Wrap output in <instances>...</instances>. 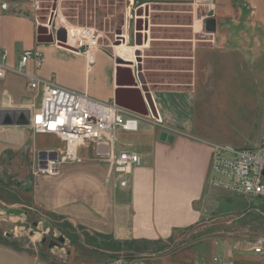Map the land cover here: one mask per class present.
I'll return each instance as SVG.
<instances>
[{
    "label": "crops",
    "instance_id": "obj_1",
    "mask_svg": "<svg viewBox=\"0 0 264 264\" xmlns=\"http://www.w3.org/2000/svg\"><path fill=\"white\" fill-rule=\"evenodd\" d=\"M38 1L41 6V1ZM28 3L32 6L30 0H10L11 10L0 11V49L8 51V64L11 68L16 69L19 66L25 51L37 48L44 53L45 62L40 70H35L33 63H30L27 67L29 73H35L44 80H53L69 90L87 93L105 103L115 102L117 95L123 93L122 90L134 89L133 92L123 93V102L142 111L149 109L145 94L150 93L157 112V118L154 119L152 115L141 114L145 118L139 121L136 131L119 129L114 149L106 144H88L81 148L83 163L62 165L55 176L39 175L34 192L35 205L54 215L65 217L74 225L87 228L91 233L106 236L118 244L129 241H169L176 231L197 226L203 217L201 204L209 201L207 178L212 145L217 143L205 135V132L195 128L192 105L191 114H188V101L191 97L193 102L197 92L198 62L205 53L212 55L215 61L209 67L210 73L205 78L209 82H216L214 73H218L220 69L219 58L226 51L232 50L231 42L235 40L231 28L242 25H246L253 35L254 45H249L248 48L250 54L259 53L263 57L264 0H127L128 21L132 18V10L150 11L148 15L152 18L155 8H177L183 15L188 14L190 19L187 27L181 24L177 27L191 30L194 37L199 34L210 35L208 46H196L195 43V47L191 49L193 89L189 92L164 88L152 90L150 87L154 84L149 82L147 73L171 71L162 69L166 67L164 63L158 65V70H148L143 60L134 66L118 65L117 59L122 58L118 55L121 46L116 47L115 51L104 46L96 49L94 63L89 68L84 54L65 49L57 43L39 44V16ZM209 21L211 31L207 29ZM129 25L130 22L128 27ZM154 29L155 27L153 32ZM154 41H145L144 48ZM187 42L194 45L192 39ZM129 48L132 54L136 47ZM164 58L172 60V57ZM140 59L143 58L140 56ZM182 59L185 58L176 60ZM177 72L182 74L183 69ZM180 78L182 77L177 81L179 83ZM17 81L26 85L32 98L27 99L21 93L17 94ZM135 82L138 83V88L128 86ZM28 85L29 80L26 77L14 72H9L0 83V156L7 149H29L38 155L39 163L40 153L57 150L37 151L31 142L37 134L29 126L1 124L5 114L14 115L19 111L28 113L31 119L41 99L40 94L33 93ZM163 134L173 136V142L168 143L167 136L163 140ZM124 149L138 154L142 163L128 176L127 185L121 187L109 164L102 158L113 150L116 152ZM222 249L219 243L211 247L200 246L195 257L209 260L214 256H221L246 263L254 260L251 252L238 256L231 249L222 254ZM208 250L215 254L208 253ZM91 254L96 256L94 262L81 264H104L108 261V251H94ZM88 258L91 260V255ZM156 260L154 257L131 264H171L168 261L155 263ZM0 264L46 263L0 242Z\"/></svg>",
    "mask_w": 264,
    "mask_h": 264
},
{
    "label": "rangeland",
    "instance_id": "obj_2",
    "mask_svg": "<svg viewBox=\"0 0 264 264\" xmlns=\"http://www.w3.org/2000/svg\"><path fill=\"white\" fill-rule=\"evenodd\" d=\"M40 1L41 9L36 11L39 26L49 24L53 6L57 3L50 33L56 34L58 27L59 30L63 29V24L93 28L101 35V46L114 51L116 47L127 44L128 47H136L130 56L134 65L143 60L148 70H158L160 63L165 64L166 67L162 69L171 72L147 73L149 82L154 84L150 87L152 90L164 88L189 92L193 89L191 49L195 43L196 46H208L210 35L199 34L194 37L191 30L185 29L190 23L188 14L183 15L177 8H155L153 17L149 16V19L144 14L143 17H137V11L132 10V18L128 21L127 0ZM136 19L147 21V25L143 26L141 42L145 45L149 39L155 40L154 43L149 42L147 48L136 43ZM180 24L185 27H177ZM231 30L235 40L231 42L232 50L219 58L220 69L214 73L216 82H209L205 78L215 59L208 53L201 60L198 58L197 92L194 101L191 97L188 101V114H191L192 105L195 128L205 132L217 143L240 147L261 145L264 144V56L250 54L248 48L254 45L253 35L246 25ZM191 39L194 45L187 42ZM136 54L143 59H139ZM164 57H172V60ZM174 57L185 59L177 61ZM181 69L182 74L177 72ZM179 77H182L180 83L177 82ZM17 82V94L32 98L26 85ZM150 112L154 117L151 109ZM31 142L37 151L58 150L64 146L53 135L37 134ZM37 160L38 155L29 149H7L0 156V242L46 264L92 263L96 256L91 253L100 250L109 252L108 261L104 264H131L154 257L157 258L155 263L168 261L171 264H191L200 246L211 247L219 243L223 247L220 250L222 254L231 249L238 256H244L250 252L254 239L264 235V197H235L208 186L206 191L209 201L201 204L203 217L193 229L176 231L169 241L156 245L141 242L118 244L35 205L37 178L42 175L37 174ZM212 249L215 251V247ZM214 251L208 250V253L215 254Z\"/></svg>",
    "mask_w": 264,
    "mask_h": 264
},
{
    "label": "built area",
    "instance_id": "obj_3",
    "mask_svg": "<svg viewBox=\"0 0 264 264\" xmlns=\"http://www.w3.org/2000/svg\"><path fill=\"white\" fill-rule=\"evenodd\" d=\"M30 1L36 11L41 9L38 0ZM10 10V0H0V11ZM44 26L50 28L49 24ZM61 26L66 31L65 45L84 54L90 68L94 63V51L101 47V35L93 28H77L71 24ZM44 62V53L35 48L25 51L19 66L14 69L8 64V51L0 49V83L9 72H14L26 77L29 89L40 94L41 102L31 115L29 127L34 134L53 135L64 144L56 151L57 160H47L46 169H40L38 163L37 174L55 176L62 165L83 163L81 148L88 144H106L114 149L118 141L117 131H136L139 121L145 118L115 102L98 101L87 93L69 90L27 71L30 63L35 70H40ZM102 160L109 164L121 187L127 185L128 176L142 163L138 154L125 149L113 150ZM207 184L209 188L230 196L263 198L264 144L250 147L213 144ZM250 252L254 260L247 263L214 256L209 260L198 257L192 264H264V235L254 239Z\"/></svg>",
    "mask_w": 264,
    "mask_h": 264
},
{
    "label": "water",
    "instance_id": "obj_4",
    "mask_svg": "<svg viewBox=\"0 0 264 264\" xmlns=\"http://www.w3.org/2000/svg\"><path fill=\"white\" fill-rule=\"evenodd\" d=\"M55 2H58V0H55ZM56 9H57V3H55L53 6V12H52V15H51L50 20H49V26L52 25V22L54 21ZM143 14L148 18L149 13L147 10L140 9L136 12L137 17H143ZM210 24H211V21H209L207 23V29L209 31H211ZM135 25H136V27H135L136 31H138V33L136 34V43H138L137 45H144L141 42V39H142V36L144 34L143 33V26L147 25V21H143V19H136ZM66 41H67L66 31L64 28L56 31V34L54 36V34L50 33L49 28L47 26L41 25L38 27L37 42L39 44L57 43L59 46L65 48V49L74 51L71 47H67L65 45ZM136 55L140 59V55H138V54H136ZM126 62L128 64H125ZM139 62H141V61L139 60ZM117 64L118 65L134 66V63L132 61L124 60L123 58L117 59ZM128 86H130L132 88H138L139 85H138V83L135 82V83L129 84ZM133 91H135V90L134 89L122 90L123 93L133 92ZM123 93L117 95L116 101H115V103L117 105L122 106L124 108L132 109V110L138 112L139 114L148 115L147 109L142 111V110L134 109V108L130 107L129 105H126L123 102V99H124ZM145 98L148 101L149 107H150L154 117L157 118V114H156L157 112H156V109L154 106L152 95L150 93H146ZM29 120L30 119H29L28 113H26L24 111H19L16 114L14 113V115L13 114H5V116L2 118L1 124L2 125L29 126V124H30ZM166 136H167V134H163L162 139L164 140V137H166ZM167 142L172 143L173 142V136H167ZM47 160H53V161L57 160V153L56 152H46V151L40 153L39 154V167H40V169H46L47 168Z\"/></svg>",
    "mask_w": 264,
    "mask_h": 264
},
{
    "label": "bare ground",
    "instance_id": "obj_5",
    "mask_svg": "<svg viewBox=\"0 0 264 264\" xmlns=\"http://www.w3.org/2000/svg\"><path fill=\"white\" fill-rule=\"evenodd\" d=\"M130 51H131V49L129 47H127L126 45H123V46H121V51L118 52V55L124 56V57L128 58V60L132 61V59H130V56H131ZM148 115H152L149 109H148Z\"/></svg>",
    "mask_w": 264,
    "mask_h": 264
},
{
    "label": "trees",
    "instance_id": "obj_6",
    "mask_svg": "<svg viewBox=\"0 0 264 264\" xmlns=\"http://www.w3.org/2000/svg\"><path fill=\"white\" fill-rule=\"evenodd\" d=\"M196 227V226H194ZM194 227H191L189 229H186V230H190V229H193ZM131 242H141V243H148V244H152V245H156V244H159V243H163L165 241H157V242H149V241H129V242H126V243H131ZM125 244V243H124ZM9 245V244H8Z\"/></svg>",
    "mask_w": 264,
    "mask_h": 264
}]
</instances>
